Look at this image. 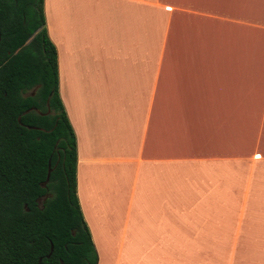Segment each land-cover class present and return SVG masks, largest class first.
<instances>
[{"label": "crops", "instance_id": "1", "mask_svg": "<svg viewBox=\"0 0 264 264\" xmlns=\"http://www.w3.org/2000/svg\"><path fill=\"white\" fill-rule=\"evenodd\" d=\"M259 12L45 0L98 264H264Z\"/></svg>", "mask_w": 264, "mask_h": 264}, {"label": "trees", "instance_id": "2", "mask_svg": "<svg viewBox=\"0 0 264 264\" xmlns=\"http://www.w3.org/2000/svg\"><path fill=\"white\" fill-rule=\"evenodd\" d=\"M0 65V264H98L45 0H0ZM31 107L43 114H25ZM9 109L32 128L10 131Z\"/></svg>", "mask_w": 264, "mask_h": 264}, {"label": "flooded vegetation", "instance_id": "3", "mask_svg": "<svg viewBox=\"0 0 264 264\" xmlns=\"http://www.w3.org/2000/svg\"><path fill=\"white\" fill-rule=\"evenodd\" d=\"M1 66V65H0ZM33 91V90H32ZM32 91L30 92H24L23 93V96L24 97H29L30 95H32L31 93H33ZM37 113V114H43V112L38 109V108H34V107H31V109L25 111V114H30V113ZM8 117H9V120H10V123H9V130L12 131L14 128H18V126L20 125L22 128H32L30 125H26L24 123L21 122V117H18L17 116V111L14 109H9L8 110ZM17 123L19 125H17ZM1 168V166H0ZM49 198V195L47 194L46 196L42 197L40 200H39V206L41 207L43 205V203Z\"/></svg>", "mask_w": 264, "mask_h": 264}, {"label": "rangeland", "instance_id": "4", "mask_svg": "<svg viewBox=\"0 0 264 264\" xmlns=\"http://www.w3.org/2000/svg\"><path fill=\"white\" fill-rule=\"evenodd\" d=\"M258 16H259V20H264V13L259 12ZM259 23H263V22H259ZM258 29H259V33H258L259 42L262 44V45H259V47L262 46V50H264V47H263L264 46V29L261 27H259Z\"/></svg>", "mask_w": 264, "mask_h": 264}, {"label": "water", "instance_id": "5", "mask_svg": "<svg viewBox=\"0 0 264 264\" xmlns=\"http://www.w3.org/2000/svg\"><path fill=\"white\" fill-rule=\"evenodd\" d=\"M50 173H51V171H49V177H50Z\"/></svg>", "mask_w": 264, "mask_h": 264}]
</instances>
